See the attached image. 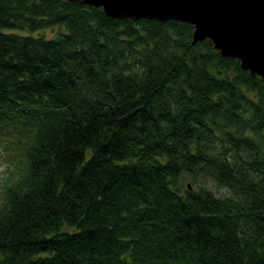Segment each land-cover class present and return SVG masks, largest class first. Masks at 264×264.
<instances>
[{
    "label": "trees",
    "instance_id": "16d2710c",
    "mask_svg": "<svg viewBox=\"0 0 264 264\" xmlns=\"http://www.w3.org/2000/svg\"><path fill=\"white\" fill-rule=\"evenodd\" d=\"M192 30L0 0V264H264V82Z\"/></svg>",
    "mask_w": 264,
    "mask_h": 264
},
{
    "label": "water",
    "instance_id": "95a60500",
    "mask_svg": "<svg viewBox=\"0 0 264 264\" xmlns=\"http://www.w3.org/2000/svg\"><path fill=\"white\" fill-rule=\"evenodd\" d=\"M114 18L175 20L193 27L191 43L207 40L264 82V0H68Z\"/></svg>",
    "mask_w": 264,
    "mask_h": 264
},
{
    "label": "rangeland",
    "instance_id": "374dc122",
    "mask_svg": "<svg viewBox=\"0 0 264 264\" xmlns=\"http://www.w3.org/2000/svg\"><path fill=\"white\" fill-rule=\"evenodd\" d=\"M45 34H48L49 31H43ZM13 146H7L4 142L0 141V185L4 181H8L7 178L10 175L13 177L16 176L18 170L14 163H16V157L19 154H15L16 151ZM211 189L216 192V189L211 185ZM225 193L224 189H220L217 194L223 195Z\"/></svg>",
    "mask_w": 264,
    "mask_h": 264
}]
</instances>
